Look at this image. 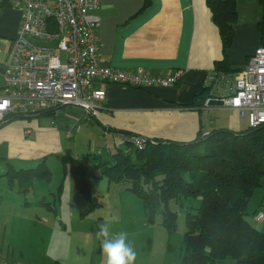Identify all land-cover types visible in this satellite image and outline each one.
<instances>
[{"label":"crops","instance_id":"crops-1","mask_svg":"<svg viewBox=\"0 0 264 264\" xmlns=\"http://www.w3.org/2000/svg\"><path fill=\"white\" fill-rule=\"evenodd\" d=\"M22 1L0 0V72L17 34ZM237 13L234 37L226 51L235 68L242 67L259 44L256 18L249 20ZM98 14L96 35L103 64L127 70L145 68L152 73L177 72V81L147 88L98 82L105 98L93 116L79 106L66 105L4 120L0 123V195L10 191L26 194L32 189V182L25 184L30 173L43 167L48 156L63 155L66 139L76 135L79 127L91 129L90 133L105 141L113 140L114 145L100 144L92 135L89 150L101 155L104 150L103 157L117 148L125 150L123 132L180 141L213 127L242 128L232 107L192 103L207 85L210 95L227 94L236 72H212L222 57V41L206 0H100ZM1 84L0 79V88ZM15 199L21 204L17 195Z\"/></svg>","mask_w":264,"mask_h":264},{"label":"trees","instance_id":"trees-1","mask_svg":"<svg viewBox=\"0 0 264 264\" xmlns=\"http://www.w3.org/2000/svg\"><path fill=\"white\" fill-rule=\"evenodd\" d=\"M258 2V38L259 44L264 45V0ZM206 4L222 41V57L215 61L212 72H237L241 67H231L226 52L238 19L236 0H206ZM209 96L207 85L192 103L203 106ZM123 133L125 137L136 135ZM125 143L130 150L117 148L108 157L98 152L60 156L74 184L91 204L95 201V185L88 176L96 177L98 172L97 177L106 176L137 194L146 219L154 221L159 213L160 223L169 231L176 229L177 215L169 207L170 201L185 209L179 254L182 264H218L227 257L236 259L238 264H264V231L252 224L247 210L256 188L262 193L252 210L253 218L264 203V123L239 129L220 126L199 130L188 140L145 138L142 148L128 139ZM36 171L30 173L25 184L30 185L33 178L39 177ZM44 172L40 176L49 179L50 171Z\"/></svg>","mask_w":264,"mask_h":264},{"label":"built area","instance_id":"built-area-1","mask_svg":"<svg viewBox=\"0 0 264 264\" xmlns=\"http://www.w3.org/2000/svg\"><path fill=\"white\" fill-rule=\"evenodd\" d=\"M99 6L100 0L20 3L17 34L0 72V123L66 105L79 106L93 116L105 98V89L98 82L147 88L177 81V72L152 73L145 68L127 70L103 64L96 35ZM33 40L53 42L55 46L37 45ZM212 97L235 109L240 118L246 117L250 126L264 123V45L258 44L243 68L235 72L227 94H211L204 105ZM126 139L138 148L145 144V137L140 135ZM254 220H264V203L255 212ZM0 264L13 263L0 253Z\"/></svg>","mask_w":264,"mask_h":264},{"label":"rangeland","instance_id":"rangeland-1","mask_svg":"<svg viewBox=\"0 0 264 264\" xmlns=\"http://www.w3.org/2000/svg\"><path fill=\"white\" fill-rule=\"evenodd\" d=\"M239 13L256 21L261 16L258 0H236ZM37 45L53 42L33 40ZM244 66V65H243ZM243 66L241 68H243ZM241 126H248L241 118ZM91 129L79 127L77 134L66 139L61 153L81 156L90 151ZM100 144L114 145L113 140L94 136ZM117 141V140H116ZM96 142V143H97ZM118 142V141H117ZM119 143V142H118ZM122 144V143H121ZM104 151V150H103ZM102 151V156H103ZM44 166L36 169L33 188L25 193L3 192L0 195V253L13 264H104L96 237L101 222H112L113 232L121 230L138 252L136 264H182L180 248L184 228V210L170 201L169 207L177 211L176 229L167 230L160 222V214L148 221L143 212L141 198L122 183L109 181L106 176H88L95 186V201L91 204L74 184L68 167L60 157L48 156ZM37 165V163L35 164ZM34 165V166H35ZM48 169L49 179H44ZM261 189L256 188L248 201L250 221L264 231V220H253L252 210L261 199ZM21 204L14 201V196ZM39 195V197H37ZM36 197V199H35ZM27 200V205L24 201ZM189 264V263H184ZM218 264H238L227 257Z\"/></svg>","mask_w":264,"mask_h":264},{"label":"clouds","instance_id":"clouds-1","mask_svg":"<svg viewBox=\"0 0 264 264\" xmlns=\"http://www.w3.org/2000/svg\"><path fill=\"white\" fill-rule=\"evenodd\" d=\"M96 237L104 264H136L138 252L126 231L113 232L112 222H101Z\"/></svg>","mask_w":264,"mask_h":264},{"label":"water","instance_id":"water-1","mask_svg":"<svg viewBox=\"0 0 264 264\" xmlns=\"http://www.w3.org/2000/svg\"><path fill=\"white\" fill-rule=\"evenodd\" d=\"M208 105H222V100L221 99H216V98H209L208 100Z\"/></svg>","mask_w":264,"mask_h":264}]
</instances>
